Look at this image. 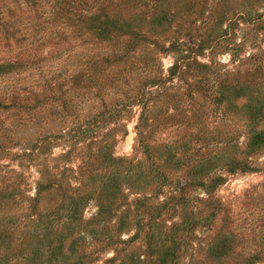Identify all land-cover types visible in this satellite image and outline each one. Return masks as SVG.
<instances>
[{
	"label": "trees",
	"instance_id": "trees-1",
	"mask_svg": "<svg viewBox=\"0 0 264 264\" xmlns=\"http://www.w3.org/2000/svg\"><path fill=\"white\" fill-rule=\"evenodd\" d=\"M8 77L0 264L264 262V0H0Z\"/></svg>",
	"mask_w": 264,
	"mask_h": 264
},
{
	"label": "rangeland",
	"instance_id": "rangeland-1",
	"mask_svg": "<svg viewBox=\"0 0 264 264\" xmlns=\"http://www.w3.org/2000/svg\"><path fill=\"white\" fill-rule=\"evenodd\" d=\"M23 1H28V0H23ZM26 5L30 6V2L26 3ZM238 41H241V38H238ZM221 59L224 63H227L230 60L228 55L223 56ZM171 63H172V57H169V56L166 57L164 59V69L165 70L168 69L169 66L171 65ZM8 78L9 79L0 80V89L1 88L3 89L4 87H6V88H8V87H12V88L20 87V84L17 83V80H18L17 77L16 78L8 77ZM51 108H53V107H51ZM49 109L50 108H48V110ZM48 110H46V112H48ZM78 113L82 116V119H85L86 117L89 116V114H91L89 112V107L86 105L82 106L80 109V112H78ZM134 126H135V122L132 121L131 123H129V125H128L129 135L125 139H121L120 134L117 135L118 144L116 145V148H115L116 156H129V155H131L132 148L134 145V139H135V133L133 131ZM244 142H245V139H243V138L240 139L241 144ZM19 151H20L19 148L14 150V152H19ZM63 152H64L63 147L61 146V147L56 148L54 150L53 155H59ZM3 163L7 164V163H9V161L5 160ZM10 165L13 166V168H15V169L20 170V168L16 162H11ZM23 170L27 176L26 182L29 185L28 187L30 189H34L35 185L37 183V180L39 179V174H38V172L40 171L39 167L36 166L35 164H31L30 166H28V168H25ZM262 182H263V177L261 175H252V176H249L248 178L236 177L229 183V185L227 187L222 189V193L225 195H227L229 193L240 194L244 189L248 188L250 184L255 186V185H258ZM31 194H34L33 190L31 192ZM253 195L255 198L259 197L260 195L264 196V186L258 187L257 189H255ZM261 264H264V262Z\"/></svg>",
	"mask_w": 264,
	"mask_h": 264
}]
</instances>
